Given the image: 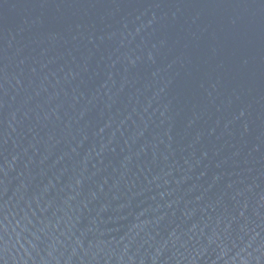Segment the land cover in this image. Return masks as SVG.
Segmentation results:
<instances>
[{
    "label": "water",
    "instance_id": "obj_1",
    "mask_svg": "<svg viewBox=\"0 0 264 264\" xmlns=\"http://www.w3.org/2000/svg\"><path fill=\"white\" fill-rule=\"evenodd\" d=\"M0 264H264V0H0Z\"/></svg>",
    "mask_w": 264,
    "mask_h": 264
}]
</instances>
